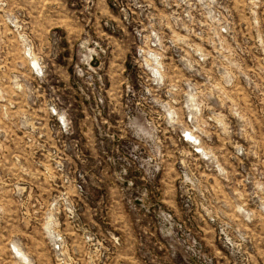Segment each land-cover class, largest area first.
<instances>
[{
    "label": "rangeland",
    "instance_id": "374dc122",
    "mask_svg": "<svg viewBox=\"0 0 264 264\" xmlns=\"http://www.w3.org/2000/svg\"><path fill=\"white\" fill-rule=\"evenodd\" d=\"M0 264H264V0H0Z\"/></svg>",
    "mask_w": 264,
    "mask_h": 264
}]
</instances>
